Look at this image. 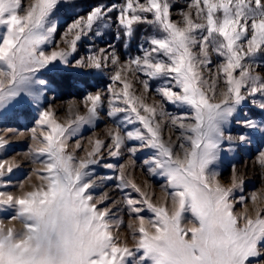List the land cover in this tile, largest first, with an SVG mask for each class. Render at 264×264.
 Listing matches in <instances>:
<instances>
[{
    "label": "snow or ice",
    "instance_id": "6c2138e0",
    "mask_svg": "<svg viewBox=\"0 0 264 264\" xmlns=\"http://www.w3.org/2000/svg\"><path fill=\"white\" fill-rule=\"evenodd\" d=\"M172 6L171 0H100L81 15L84 9L77 0H0V120L39 105L65 76L112 66L106 93L85 91V112H77L67 125L53 119L51 108L39 111L28 130L35 144L24 154L39 165L31 170L28 185L13 183L19 164L0 159V264H264V207H255L254 216L247 207L237 211L249 199L255 203L257 193L242 194L244 181L235 165L230 187L219 180L225 153L234 152L237 143L251 142L255 134L264 137V120L247 113L236 119L249 101L264 113V79L250 71L252 64L264 63L259 60L264 53V0H188L181 23L172 20ZM142 24L155 33L144 38L148 47L141 43V54L122 60L112 41L123 40L127 52ZM110 30L111 41L94 47ZM58 34L66 48L59 46ZM87 40L93 42L88 54L77 58ZM212 53L220 62L209 84L203 70L212 65ZM133 78L160 101L147 103ZM105 94V115L114 127L106 139L90 140L91 150L77 160L83 145L77 140L69 151L68 141L84 126H95ZM165 103L181 111L172 114ZM158 117H167L179 133L175 143L164 141ZM234 120L241 129L236 136L230 131ZM7 143L0 136V150ZM144 150L150 155L142 167L164 180L159 206L151 202L154 194L142 191L126 170L135 168L137 153ZM105 151L116 160L127 153L129 163H104L119 174L94 179L91 166L101 163ZM257 163L264 168V149ZM109 180L116 181L119 201L107 193L94 194ZM118 211L130 218L123 239Z\"/></svg>",
    "mask_w": 264,
    "mask_h": 264
},
{
    "label": "rangeland",
    "instance_id": "374dc122",
    "mask_svg": "<svg viewBox=\"0 0 264 264\" xmlns=\"http://www.w3.org/2000/svg\"><path fill=\"white\" fill-rule=\"evenodd\" d=\"M27 3V0H24ZM100 0H77V3L84 9V11L80 12L81 15H86V11L88 10L90 5H93ZM104 3L113 2V0H102ZM114 2L122 3L123 0H114ZM143 2V0H141ZM172 8L170 11V16L174 22L181 23L182 22V11H188V0H171ZM67 11V10H65ZM115 14H113V18ZM182 26V24H181ZM114 30V29H113ZM4 29L0 28V32H3ZM64 25H61L60 33H63ZM154 31L151 27L147 25H138L136 31L131 39V42L128 44L127 52L124 48V42L121 40L120 42H115L117 51L121 55L122 60L126 59L127 56L130 55H139V45L144 43V47H148L147 43L144 41V38L154 35ZM71 39V37H68ZM56 39L60 42L61 48H66L67 45L63 43L61 36L58 34ZM111 41V30L108 32L107 36L101 40L94 42V47L99 48L103 47L105 41ZM89 43H93L91 40H87L83 42L78 50V56H86L87 46ZM195 50H199L198 48ZM212 65H210L211 71L207 69L203 70L204 77L211 82V78L214 79L215 74L217 72L216 65L220 62L217 56L212 53ZM260 61H264V53L259 56ZM112 66L109 64L108 68L104 69L103 72H96L95 70H78L81 74L76 75L79 76L78 80L76 78L71 79V75L69 77L65 76V79H71V84L76 82L78 84H82L83 87H74L75 90H68L67 80L64 81V78L58 81L59 87L56 88L55 92L46 93L45 97L41 100L39 105H30L25 106L23 109H20L16 116L11 117L8 120H0V136L4 137L8 143L3 150H0V159H5L9 161H15L20 165V168L16 170L12 176L13 183L15 184L17 181H23L26 185H28V177L33 168H38V164H34L31 160L26 157L24 154L29 151L30 146H34L35 142L31 139V133L28 131L35 125V121L38 117V113L41 110H46L51 108L53 110V119H55L61 125H67L70 119H74L77 112L83 114L85 112L84 105L82 103V97L85 91L95 92L96 90H102L106 93L105 86L109 83L108 76L111 74ZM250 71L253 75H258L261 79H264V63L260 64H252L250 66ZM43 75V73L41 74ZM212 76V77H211ZM89 80L88 84H85L84 78ZM79 78H82L81 80ZM141 79L143 77L141 76ZM134 80V87L137 91L138 95L146 96V102L151 104H156L160 101V97L155 95L154 92L145 93L143 89V85ZM153 88H155L156 84L153 83ZM221 90V89H220ZM211 95V91H209ZM151 99V100H150ZM217 101L220 99L219 94H216ZM259 95L257 96V100H259ZM105 108L101 111L100 119L96 121L95 126H84L80 133L70 139L68 141V150L72 151L75 148L77 140L81 142L83 145V149L76 152L77 160L86 157L87 151L91 150L90 140L95 138L106 139L107 131L109 128L114 127L112 122L106 117L105 112L107 111V95L105 94ZM72 109L71 114L69 113V109ZM165 109L172 113L178 114L181 109H178L176 106L165 103ZM244 113H247L249 116L257 119L264 120V113H261L258 108H254L251 105V102H246L244 107L240 110V113L237 115L236 119H243ZM158 120L162 124V136L165 142L171 140L172 142L177 141V137L179 133L174 131L171 122L167 117H158ZM131 127V126H129ZM7 128L17 129L18 131L15 133H10L5 131ZM231 134L236 136L241 129L235 124V120L233 121L232 127L230 129ZM264 149V137H261L259 134H255L252 137L251 142H246L243 145L237 143L235 151L232 153H225L223 155V159L221 164L219 165V171L221 175L219 176V180L221 184L225 187L231 186V176H232V165H235L237 170V177L243 178L244 188L243 195L245 197H250L253 192H256L258 195V200L253 203L250 199L245 206L237 205V211H242L243 207H247L250 210V213L254 216V208L264 207V168H261L257 163V156L260 150ZM150 155L149 150H144L137 153L136 157V166L135 168L127 167L126 170L130 173L129 178L132 179L142 191H146L149 195L154 194L151 202L157 206L164 202V192L161 189L160 185L164 183V180L159 177H151L147 174V169L142 167V162L146 156ZM104 163H113V164H125L128 165V154L125 153L122 159L116 160L114 158H110L107 156V152L105 151L103 160L98 165L91 166L90 170H94L95 176L94 179H99L102 176L106 175H118L117 171H112L109 169H105L103 167ZM33 179H35L33 177ZM116 181L109 180L103 183L102 187H98L95 189L94 194L97 198L102 196L104 193H107L112 199L119 201L121 199V194L114 189V184ZM9 191H17L15 188H9ZM127 191H131L130 189ZM135 197L136 194L132 193ZM240 193L237 192V196ZM169 210H172V204L169 201L168 203ZM118 216H121L124 221V226L119 229V233L121 238L123 239L125 235L128 233L127 225L130 222V218L127 215V212H117ZM145 216L150 215V213L145 212ZM190 218V217H189ZM7 223V221H5ZM187 222V221H186ZM16 227H20V224L17 222ZM128 243L131 246L132 241L131 237L128 236Z\"/></svg>",
    "mask_w": 264,
    "mask_h": 264
},
{
    "label": "trees",
    "instance_id": "16d2710c",
    "mask_svg": "<svg viewBox=\"0 0 264 264\" xmlns=\"http://www.w3.org/2000/svg\"><path fill=\"white\" fill-rule=\"evenodd\" d=\"M66 77H67V76H66ZM78 77H79V76L71 75V79H72V78H76V79L78 80ZM71 79L69 80V79H65V78H64V81L67 80V83H70V84H68V88H69L68 90L73 91V90H75V88H74L75 86H73V85L71 84ZM79 79L81 80L82 78H79ZM81 81H84L85 84H88V83H89V80H88L86 77L84 78V80H81Z\"/></svg>",
    "mask_w": 264,
    "mask_h": 264
},
{
    "label": "bare ground",
    "instance_id": "6f19581e",
    "mask_svg": "<svg viewBox=\"0 0 264 264\" xmlns=\"http://www.w3.org/2000/svg\"><path fill=\"white\" fill-rule=\"evenodd\" d=\"M197 53L199 52V50L197 51V50H195ZM211 67V66H210ZM210 67L209 68H207V70L208 71H211V69H210ZM206 70V69H205ZM69 77V76H68ZM71 77V76H70ZM212 77V76H211ZM212 81H213V78H211V82L209 81V84H211L212 83ZM68 84V83H67ZM219 92H220V88H217L216 89V94H219ZM151 100V99H150Z\"/></svg>",
    "mask_w": 264,
    "mask_h": 264
}]
</instances>
